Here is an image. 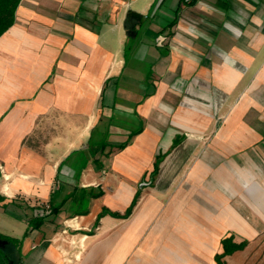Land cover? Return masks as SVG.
<instances>
[{"label": "crops", "instance_id": "0c3cea01", "mask_svg": "<svg viewBox=\"0 0 264 264\" xmlns=\"http://www.w3.org/2000/svg\"><path fill=\"white\" fill-rule=\"evenodd\" d=\"M74 186L102 191L85 214ZM0 195L18 264H217L228 235L245 245L225 264H264V0H20L0 35Z\"/></svg>", "mask_w": 264, "mask_h": 264}, {"label": "trees", "instance_id": "16d2710c", "mask_svg": "<svg viewBox=\"0 0 264 264\" xmlns=\"http://www.w3.org/2000/svg\"><path fill=\"white\" fill-rule=\"evenodd\" d=\"M19 1L20 0H0V35L13 24L15 9ZM128 49L129 47H126L125 53L128 51ZM133 134L134 133L128 134L126 139L123 142L117 144L116 147L118 149L124 148L128 144ZM92 145H93L92 143H89V147ZM100 146H105V145L102 144ZM96 152L97 150H94V148H92L91 150H89L88 153L90 154V156L93 157ZM73 154H75V160L73 161L71 167L75 175H78L81 172V170L86 167L88 158L84 150L76 151ZM157 166H158V159L154 164L153 172L156 171ZM101 194L102 191L100 189L93 190L92 188H83V187L74 186L72 191L65 197L64 202L70 204V206L73 207L74 210L72 215H81L87 212L89 199L97 198ZM136 198L137 195L135 196L130 206L126 209V211L122 215L118 213H112V215L122 218L127 217L130 214L135 204ZM3 201H4V197L0 195V203ZM48 206H49L48 210H44L41 207L31 209V214L27 217V228L24 232V236H26L28 232L38 229L48 217L54 216L58 213L59 206L53 205L51 201H49ZM106 213H110V212L107 211L106 209L101 210V212L96 217L95 225L98 223L99 218ZM22 239L23 238L16 239L0 234V241H1L0 264H8L9 261H13L14 264H18V261L21 256L20 247H21ZM221 244L223 248L222 253L215 255V261L217 264H225L223 257L225 255L231 254L235 250L243 248L245 242L241 241L239 243H236L233 241L232 235H228L221 239Z\"/></svg>", "mask_w": 264, "mask_h": 264}, {"label": "water", "instance_id": "95a60500", "mask_svg": "<svg viewBox=\"0 0 264 264\" xmlns=\"http://www.w3.org/2000/svg\"><path fill=\"white\" fill-rule=\"evenodd\" d=\"M136 20L132 16H127L124 21V29L126 31V35L129 37H133L134 34L131 32L132 28L135 26ZM1 243V241H0ZM8 264H14L13 261H9Z\"/></svg>", "mask_w": 264, "mask_h": 264}, {"label": "rangeland", "instance_id": "374dc122", "mask_svg": "<svg viewBox=\"0 0 264 264\" xmlns=\"http://www.w3.org/2000/svg\"><path fill=\"white\" fill-rule=\"evenodd\" d=\"M107 138L110 139V141L112 142H115L116 139H119V137H116V136H107V137H104V139L107 141ZM97 139V138H96ZM95 149H98V146H96ZM48 205V204H47ZM66 208L68 209V211L72 214L73 213V207H71L70 205L66 204Z\"/></svg>", "mask_w": 264, "mask_h": 264}, {"label": "built area", "instance_id": "2783aa9c", "mask_svg": "<svg viewBox=\"0 0 264 264\" xmlns=\"http://www.w3.org/2000/svg\"><path fill=\"white\" fill-rule=\"evenodd\" d=\"M41 208H43L44 210H48L49 206H48L47 204H45V205H43V207H41Z\"/></svg>", "mask_w": 264, "mask_h": 264}]
</instances>
